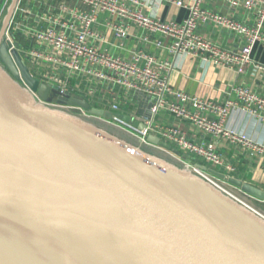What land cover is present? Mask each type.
<instances>
[{
    "label": "water",
    "instance_id": "obj_1",
    "mask_svg": "<svg viewBox=\"0 0 264 264\" xmlns=\"http://www.w3.org/2000/svg\"><path fill=\"white\" fill-rule=\"evenodd\" d=\"M10 48L0 47L11 73L0 65V264H264L261 215L192 172L49 106L130 121L41 83ZM146 141L177 152L155 136ZM213 174L264 202L263 191Z\"/></svg>",
    "mask_w": 264,
    "mask_h": 264
},
{
    "label": "built area",
    "instance_id": "obj_2",
    "mask_svg": "<svg viewBox=\"0 0 264 264\" xmlns=\"http://www.w3.org/2000/svg\"><path fill=\"white\" fill-rule=\"evenodd\" d=\"M204 1L194 0L188 7L189 16L181 24H175L148 17L140 11H129L119 0H61L58 10L63 16L53 19L49 27L34 30L24 28L23 33L32 41L31 47L20 49L15 46L11 41L10 30L6 37L11 44L10 50L25 56L30 75L41 83L56 88L61 94L73 95L76 90L69 85V79L72 74H83L106 83L114 91L145 98L149 103L147 116L139 117L135 123L130 119L129 123H125L116 117L98 119L115 125L147 146H151L146 141L147 137L155 136L179 149L186 157L183 161L189 165L186 168L190 172L264 218V214L249 204V200L258 201L256 198L213 174L215 172L226 178H233L231 176L235 173L234 168L224 161L218 151L220 142L238 148L246 153L249 163L264 168V145L225 125L229 115L236 110L264 123V96L238 87L233 89L235 101L217 103L202 100L169 86L163 75L164 71L171 69L172 65L168 61L158 62L149 58L141 65L139 56L124 60L98 46L104 39L97 34L94 26L97 15L103 13L108 15L107 28L118 43L126 40L129 31L134 28L149 36L169 41L167 50L170 55L189 54L203 63L239 71L250 66L255 76L260 75L264 79V65L251 58L253 47L256 44L264 45V0H225L232 9L242 8L256 13L255 24L251 27L232 18L200 9L199 5ZM68 2L76 3L77 7L73 8ZM174 5L183 6L177 1ZM69 19L77 23V26L70 23ZM2 20L1 10L0 26ZM198 25H212L238 35L243 39L244 45L237 51L223 49L197 34ZM157 46L161 47V41L157 42ZM42 64L46 66L43 67ZM121 108L120 101H116L110 105L109 111L115 115H123ZM161 111L188 125L194 132L189 135L178 127H152L149 118L152 119ZM138 124L142 128H138ZM200 161L210 168L206 166V170H201L196 167L202 166Z\"/></svg>",
    "mask_w": 264,
    "mask_h": 264
},
{
    "label": "crops",
    "instance_id": "obj_3",
    "mask_svg": "<svg viewBox=\"0 0 264 264\" xmlns=\"http://www.w3.org/2000/svg\"><path fill=\"white\" fill-rule=\"evenodd\" d=\"M13 0H0V11H3V20ZM129 11H140L144 15L158 19L162 22L181 24L189 16V6L194 0H119ZM181 2L183 6L177 7L175 2ZM61 0H17L15 9L10 17L7 28L12 33L11 41L20 49L32 46V41L23 33L24 28L44 29L51 25L53 19L62 17L58 10ZM76 8V3L68 2ZM200 9L232 18L247 26H254L256 13L245 9H232L225 0H205ZM17 8V9H16ZM17 10V11H16ZM21 10V11H18ZM82 11V8L81 10ZM77 26L72 19L68 20ZM109 21L107 14H98L95 30L104 41L98 46L102 50L124 60H130L139 56V63L145 64L146 59L153 58L158 62L168 61L172 66L163 75L171 88L184 92L202 100L224 103L235 101L233 89L243 87L259 96H264V79L253 73L252 67H245L242 71L225 69L212 64L203 63L199 58H193L189 54L170 55L167 50L169 41L157 36H149L142 30L132 29L129 36L122 43L113 39L112 33L107 28ZM6 28V29H7ZM204 39L216 43L226 50L237 51L244 45L243 39L212 25H198L196 29ZM262 33L264 34V23ZM161 41V47L157 42ZM25 57L24 55L22 56ZM251 58L254 62L264 65V45L256 44L253 47ZM42 66H46L42 64ZM36 72V69H32ZM69 85L76 90L72 96L81 97L95 109L108 110L116 101L121 103L122 116H127L135 123L141 116H147L148 101L136 94L114 91L109 85L86 75L72 74ZM151 120V126L157 128L178 127L190 135L192 128L178 122L171 115L161 111ZM227 128L245 133L251 140L264 145V123L256 118L244 114L241 110L233 111L225 123ZM141 127V125H137ZM181 152L179 149H175ZM218 151L224 161L230 164L235 173L231 176L242 183L251 185L264 192V168L247 161L246 153L238 148L229 147L225 142H220ZM182 156L184 153L181 152ZM200 164L204 167L203 162ZM210 168L209 166H207ZM206 167V168H207ZM226 182V181H225ZM228 183V182H227ZM230 184V183H228ZM258 200V199H257ZM260 203H264L259 201Z\"/></svg>",
    "mask_w": 264,
    "mask_h": 264
},
{
    "label": "rangeland",
    "instance_id": "obj_4",
    "mask_svg": "<svg viewBox=\"0 0 264 264\" xmlns=\"http://www.w3.org/2000/svg\"><path fill=\"white\" fill-rule=\"evenodd\" d=\"M0 30H1V26H0ZM6 33H9L8 28L4 31L3 36L0 38L1 44L3 42H7ZM0 34H1V32H0ZM1 44H0V47H1ZM19 56L24 61L25 65L28 66V62L21 55H19ZM48 105L51 107H54L56 109L63 110L65 112H67L71 115L77 116L81 119H85L86 121H88L90 123L98 125V126L104 128L105 130L109 131L110 133L120 137L122 140L126 141L127 143H129V144H131V145H133V146H135V147H137V148H139V149H141V150H143V151H145V152H147V153H149L155 157H158V158H160V159L168 162L169 164L174 165L180 169L188 170L186 168L187 167L186 165H188V164H186V162L183 161V160H186L185 159L186 157H183L181 152L174 153V152H170V151H164V150L159 149L157 147L147 146L145 144H142L141 142H139V140H137L136 138L132 137L131 135L125 133L123 130L117 128L115 125L105 123L96 117L88 116L80 109L62 106V105L57 104L54 101H52ZM173 149H176V148H173ZM249 204H251L260 213L264 214V203H260V202L255 201V200H249Z\"/></svg>",
    "mask_w": 264,
    "mask_h": 264
},
{
    "label": "flooded vegetation",
    "instance_id": "obj_5",
    "mask_svg": "<svg viewBox=\"0 0 264 264\" xmlns=\"http://www.w3.org/2000/svg\"><path fill=\"white\" fill-rule=\"evenodd\" d=\"M1 44V43H0ZM0 65L2 66V67H4V69L7 71V72H9V69L0 61ZM16 71H14L15 72V74H17L18 75V81L21 83L22 82V79H21V76H20V73H19V70L16 68L15 69ZM10 73V72H9ZM11 74V73H10Z\"/></svg>",
    "mask_w": 264,
    "mask_h": 264
}]
</instances>
